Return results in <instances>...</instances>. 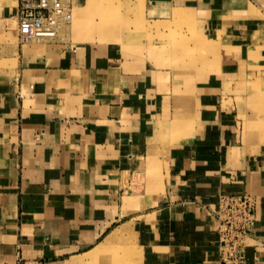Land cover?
Returning <instances> with one entry per match:
<instances>
[{
  "label": "crops",
  "instance_id": "0c3cea01",
  "mask_svg": "<svg viewBox=\"0 0 264 264\" xmlns=\"http://www.w3.org/2000/svg\"><path fill=\"white\" fill-rule=\"evenodd\" d=\"M19 2L0 0V264H223L222 195L255 199L244 264H264V0H72L59 39L26 44Z\"/></svg>",
  "mask_w": 264,
  "mask_h": 264
},
{
  "label": "built area",
  "instance_id": "2783aa9c",
  "mask_svg": "<svg viewBox=\"0 0 264 264\" xmlns=\"http://www.w3.org/2000/svg\"><path fill=\"white\" fill-rule=\"evenodd\" d=\"M14 17L21 44L55 41L72 23V0H20ZM255 211L256 202L251 196H220L217 228L223 264H244L243 248Z\"/></svg>",
  "mask_w": 264,
  "mask_h": 264
},
{
  "label": "rangeland",
  "instance_id": "374dc122",
  "mask_svg": "<svg viewBox=\"0 0 264 264\" xmlns=\"http://www.w3.org/2000/svg\"><path fill=\"white\" fill-rule=\"evenodd\" d=\"M126 9H127L126 7H124L123 9L120 8L119 10L116 11L117 15L123 13L122 11L126 10ZM141 12L142 11L140 10V8L139 9H134L132 11V13L135 16L140 15ZM176 24H177V22H176ZM263 31H264V27H263ZM182 40H183V38H182L181 33L180 34L179 33L175 34L174 41L182 42ZM18 41H19V38H18ZM191 41H192V39H191ZM19 43H20V41H19ZM200 49H202V47H200ZM195 53L196 54L192 53L190 55L191 59L195 55L196 56L200 55V51L199 50H197ZM208 57H210V56H208ZM190 61H192V60H190ZM253 89L256 91L255 93H259L260 94V91H259L260 89L258 87L254 86ZM257 96L258 97H253L254 98V100H253L254 101L253 102V112H254V117H255L256 121L254 123V126H252L250 128V130L253 129L252 131L261 132V128H262L261 125H262V122H263L264 109H263L262 101L260 99L261 96L260 95H257ZM253 98H250V99H253ZM132 251H133V247H131V246H126V247H121V248L120 247H112L110 249V251H109V254L111 255V259L112 260L110 262L106 261V262H100V263L101 264H136L135 262L130 260V254L132 253ZM119 255H122L121 258L123 260H121V261L118 260ZM100 263H97V264H100Z\"/></svg>",
  "mask_w": 264,
  "mask_h": 264
},
{
  "label": "bare ground",
  "instance_id": "6f19581e",
  "mask_svg": "<svg viewBox=\"0 0 264 264\" xmlns=\"http://www.w3.org/2000/svg\"><path fill=\"white\" fill-rule=\"evenodd\" d=\"M144 2V1H143ZM143 2H138V3H136L134 6H133V8L134 9H137V8H140V7H142L143 8V6L145 5ZM101 249V248H100Z\"/></svg>",
  "mask_w": 264,
  "mask_h": 264
}]
</instances>
